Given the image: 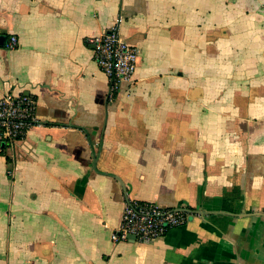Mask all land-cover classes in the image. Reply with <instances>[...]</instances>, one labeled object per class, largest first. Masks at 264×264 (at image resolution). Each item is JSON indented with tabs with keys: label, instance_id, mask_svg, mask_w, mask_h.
Wrapping results in <instances>:
<instances>
[{
	"label": "crops",
	"instance_id": "1",
	"mask_svg": "<svg viewBox=\"0 0 264 264\" xmlns=\"http://www.w3.org/2000/svg\"><path fill=\"white\" fill-rule=\"evenodd\" d=\"M112 28L114 92L86 42ZM0 37L39 123L0 155V264H264V0H0ZM130 201L188 221L114 243Z\"/></svg>",
	"mask_w": 264,
	"mask_h": 264
},
{
	"label": "built area",
	"instance_id": "2",
	"mask_svg": "<svg viewBox=\"0 0 264 264\" xmlns=\"http://www.w3.org/2000/svg\"><path fill=\"white\" fill-rule=\"evenodd\" d=\"M94 61L107 77L110 91L117 90L120 83L131 81L137 65L138 50L120 39L116 28L98 36L87 37ZM18 44L11 36L7 47ZM36 101L30 94L8 93L0 97V154L22 140L29 128L39 125L35 116ZM189 211L163 208L145 201H130L125 204L118 229L111 233V241L147 243L163 237L169 230L186 224Z\"/></svg>",
	"mask_w": 264,
	"mask_h": 264
},
{
	"label": "water",
	"instance_id": "3",
	"mask_svg": "<svg viewBox=\"0 0 264 264\" xmlns=\"http://www.w3.org/2000/svg\"><path fill=\"white\" fill-rule=\"evenodd\" d=\"M2 40V38L0 37V41ZM3 43L0 42V45H2ZM5 44V43H4ZM129 241H135V237L134 236H130L129 237Z\"/></svg>",
	"mask_w": 264,
	"mask_h": 264
},
{
	"label": "trees",
	"instance_id": "4",
	"mask_svg": "<svg viewBox=\"0 0 264 264\" xmlns=\"http://www.w3.org/2000/svg\"><path fill=\"white\" fill-rule=\"evenodd\" d=\"M1 155V154H0Z\"/></svg>",
	"mask_w": 264,
	"mask_h": 264
}]
</instances>
